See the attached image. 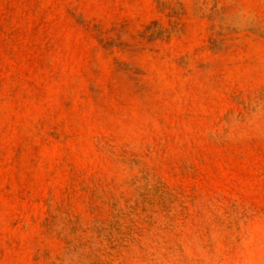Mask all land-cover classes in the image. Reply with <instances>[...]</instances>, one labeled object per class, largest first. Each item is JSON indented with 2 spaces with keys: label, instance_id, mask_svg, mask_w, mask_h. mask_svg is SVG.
<instances>
[{
  "label": "rangeland",
  "instance_id": "obj_1",
  "mask_svg": "<svg viewBox=\"0 0 264 264\" xmlns=\"http://www.w3.org/2000/svg\"><path fill=\"white\" fill-rule=\"evenodd\" d=\"M0 264H264V0H0Z\"/></svg>",
  "mask_w": 264,
  "mask_h": 264
}]
</instances>
